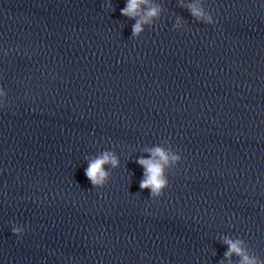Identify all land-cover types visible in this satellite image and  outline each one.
<instances>
[{
	"label": "water",
	"instance_id": "95a60500",
	"mask_svg": "<svg viewBox=\"0 0 264 264\" xmlns=\"http://www.w3.org/2000/svg\"><path fill=\"white\" fill-rule=\"evenodd\" d=\"M106 3L0 0V264H229L226 237L264 260V39L216 0H154L133 38ZM156 146L182 159L152 200Z\"/></svg>",
	"mask_w": 264,
	"mask_h": 264
},
{
	"label": "clouds",
	"instance_id": "9594fccd",
	"mask_svg": "<svg viewBox=\"0 0 264 264\" xmlns=\"http://www.w3.org/2000/svg\"><path fill=\"white\" fill-rule=\"evenodd\" d=\"M104 6L114 11L111 0H108V3ZM179 6L186 7L198 22L208 25L216 23L213 15L209 11H205L202 5L197 6L195 3H190L186 6L181 2ZM121 15L136 21L132 26V37L139 38L145 31L146 26H152L160 19L161 6L155 4L154 0H126L125 7L121 9ZM181 20L182 18H177L173 30L176 29ZM0 95L7 96L2 88H0ZM2 105L4 104H0V106ZM148 151L151 158L140 157L136 161L144 169L143 179L140 181L139 187L141 191L150 190V199L156 200L162 197L164 190L169 187L167 169L173 166L176 167L181 162L182 157L176 150L165 149L160 146ZM106 165H110L112 168L119 166V158L109 150H105L89 160L85 169V176L91 182L93 188L102 189L108 183L110 173L105 170ZM24 230L21 225L11 227V232L17 237L21 236ZM223 242L228 248L224 253V258L228 260L229 264H232L231 258L233 255L238 257L236 264H264V260L249 252L242 238L233 240L226 237Z\"/></svg>",
	"mask_w": 264,
	"mask_h": 264
}]
</instances>
